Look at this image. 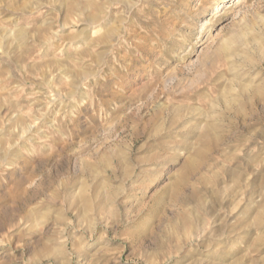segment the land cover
Masks as SVG:
<instances>
[{
	"label": "rangeland",
	"instance_id": "1",
	"mask_svg": "<svg viewBox=\"0 0 264 264\" xmlns=\"http://www.w3.org/2000/svg\"><path fill=\"white\" fill-rule=\"evenodd\" d=\"M218 1L0 0V264H264V0Z\"/></svg>",
	"mask_w": 264,
	"mask_h": 264
},
{
	"label": "bare ground",
	"instance_id": "2",
	"mask_svg": "<svg viewBox=\"0 0 264 264\" xmlns=\"http://www.w3.org/2000/svg\"><path fill=\"white\" fill-rule=\"evenodd\" d=\"M239 1H241V0H235V4H238L239 3ZM228 2V0H219L217 3H216V5L214 6V9H213V12H215V11H218V10H221L222 9V7H223V4L224 3H227ZM207 130V129H206ZM209 131H206V132H204L202 135H201V138L205 141V140H209L210 139V135H209V133H208ZM200 138V139H201ZM211 140V139H210Z\"/></svg>",
	"mask_w": 264,
	"mask_h": 264
}]
</instances>
